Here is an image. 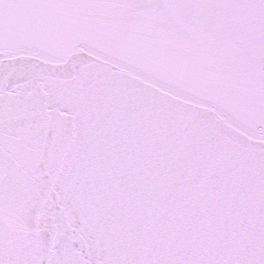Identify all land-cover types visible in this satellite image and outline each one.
I'll return each mask as SVG.
<instances>
[{
  "label": "snow or ice",
  "instance_id": "obj_1",
  "mask_svg": "<svg viewBox=\"0 0 264 264\" xmlns=\"http://www.w3.org/2000/svg\"><path fill=\"white\" fill-rule=\"evenodd\" d=\"M0 264H264V0H0Z\"/></svg>",
  "mask_w": 264,
  "mask_h": 264
}]
</instances>
